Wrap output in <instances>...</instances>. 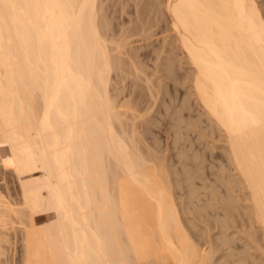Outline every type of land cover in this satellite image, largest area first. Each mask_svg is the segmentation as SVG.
Masks as SVG:
<instances>
[{"label":"bare ground","instance_id":"1","mask_svg":"<svg viewBox=\"0 0 264 264\" xmlns=\"http://www.w3.org/2000/svg\"><path fill=\"white\" fill-rule=\"evenodd\" d=\"M160 1L146 7L168 12L197 100L227 136L249 192L245 212L236 211L247 228L230 232L237 216H213L208 209L219 208L204 204L194 209L206 227L189 231L197 223L177 203L171 167L140 146L132 118L141 107L110 92L113 68L131 67L120 57L125 42L112 53L102 33L99 0H0V172L20 184L15 202L0 189V255L13 248L0 264H17L19 240L18 264H264L263 10L257 0ZM48 211L39 223L35 215Z\"/></svg>","mask_w":264,"mask_h":264},{"label":"rangeland","instance_id":"2","mask_svg":"<svg viewBox=\"0 0 264 264\" xmlns=\"http://www.w3.org/2000/svg\"><path fill=\"white\" fill-rule=\"evenodd\" d=\"M151 1L155 4V0ZM151 1L99 0L98 4H101L99 7H103L101 10H104V19L108 24V26L103 25L105 27H102V33L104 32L109 39L111 48L116 47V50L111 49V51L113 50L112 53L118 50V45L116 46V44H118L117 42H119V45L125 42L123 47L125 46L126 48H124V50L121 48L123 53L121 52L120 54L118 51L117 54H120L121 56H119L126 61L125 64L123 63L124 65H130L129 67L134 69L130 68L129 70V68L125 66V69L127 68L129 73L132 72V70L134 71L128 74L126 73L127 70L123 71L124 69H121L120 71V69L116 70L117 67L115 69L113 68L111 72L113 77L111 76L110 92L115 97V100L117 99V102L128 100L130 103L135 102L139 104L137 109L133 107V105L136 106L135 103L132 107L135 109V112L141 109L138 113L141 115L142 112V115L138 116L139 118L136 117V119L130 116V121L133 119L134 121H132L135 122L137 126H135V123L131 122L132 125L129 126L131 130L129 131H134L132 126L137 128L135 129L136 131L138 130L137 134L139 132L137 138L138 140L142 139L140 140L142 142H139L140 146L143 147L141 148L144 149L146 157L150 159H153V157L154 159L159 158L160 160L158 159L157 161L160 162L163 157L164 160L162 164L164 163L165 166L171 167V177L174 180L173 190L178 196L177 203L183 210L185 218L188 217V221L193 220L197 223V227L190 224L189 231L195 237H198L199 230L206 227L205 223L202 221L201 215L194 209L204 204H214L215 207L219 208V213L211 208L208 209L213 216L219 214L224 217L226 211H230L232 216H237L234 218L236 219L235 221L230 220V232L236 231V225H239L237 229L245 230L247 228V222H245L246 217L242 214L245 212V206L248 204L247 198L249 192L247 188H245L244 183L240 182L242 178L230 161L227 136L218 128L215 122L210 119L199 100H197L193 87V66L189 63L186 53L183 52L179 46V37H177L176 32L171 29L172 21L168 12L165 11L166 9H163L166 14L163 15V18H159L162 13V10L159 11V7H157L159 5L156 4L155 10V5H152L153 7H151V9H148L150 8L149 4V7H146V3H150ZM162 1L164 0L160 2L162 3ZM257 2L264 14V0H257ZM161 3L160 7L162 8L165 2L163 4ZM144 7L147 8L146 11H144ZM141 13L142 18L140 17ZM156 13L159 19H157ZM143 16H145L144 19ZM100 18L101 16L99 19ZM145 23L148 24L146 25ZM135 28L143 29L138 32V30L134 31ZM146 28L149 29L144 31ZM111 39H113V42L110 41ZM121 39H123V43L120 41ZM114 40L117 42L114 43ZM168 59L173 61L171 62L173 65L170 63L172 70L169 69ZM132 60L136 62L134 65H136L138 61L139 64L141 63L140 67H142L140 70L137 69L138 72L141 71L140 74H137L138 72L135 73L136 69L134 68L135 66ZM139 64L137 65L138 67ZM132 65L134 67H132ZM143 68L145 71H142ZM145 72L147 74H145ZM149 86L152 87L153 90H151ZM159 90L160 92H158V94L157 91ZM154 95L158 97V99L155 98ZM128 101L127 104H129ZM152 150L158 153V156H155L156 153L154 151V153H152ZM0 165H2V162H0ZM0 171L3 174L2 169ZM1 172L0 189L6 194L4 188L8 186L12 193L10 199H14V202L15 200L17 201L20 197V184L18 178L15 173H13L14 175H12V177L7 176L8 180H2L3 175ZM232 178L238 179L240 183L234 185L231 180ZM192 188L197 190V193L194 195H190ZM214 191L220 193L222 197H228L231 193L235 199H227V202L212 200L211 194ZM190 200L192 201L190 202ZM228 201L234 204L235 209L228 204ZM236 211L242 214H238ZM50 213L49 211L41 212L36 214L35 217L38 219L39 223H46L53 217ZM203 214L206 213L203 212ZM15 226L17 225L15 224ZM17 229L16 233L18 238H20L21 230L19 227H17ZM212 231L213 234H216L215 236H218L221 229L216 227ZM200 240H202V238H200ZM20 242L19 240L16 244L17 264L19 263L18 261L22 249V244ZM9 243L6 242L7 246ZM4 246H6L5 243ZM11 246L12 245L8 247V251H6L8 248L4 247V251L7 253L13 251ZM7 253L0 256L4 257L7 255L8 257L12 254V252L9 255ZM7 257H5V259Z\"/></svg>","mask_w":264,"mask_h":264}]
</instances>
